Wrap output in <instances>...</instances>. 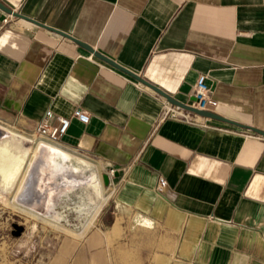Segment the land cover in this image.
I'll use <instances>...</instances> for the list:
<instances>
[{"label": "crops", "instance_id": "obj_1", "mask_svg": "<svg viewBox=\"0 0 264 264\" xmlns=\"http://www.w3.org/2000/svg\"><path fill=\"white\" fill-rule=\"evenodd\" d=\"M0 2L180 102L193 103L206 73L213 112L264 130V0ZM5 15L0 129L32 134L47 110L55 126L81 108L88 121L71 117L57 143L102 176L113 170L91 228L69 239L67 264H264V136L192 112L194 123L159 120L163 98L151 88L54 31L15 16L2 24Z\"/></svg>", "mask_w": 264, "mask_h": 264}, {"label": "rangeland", "instance_id": "obj_2", "mask_svg": "<svg viewBox=\"0 0 264 264\" xmlns=\"http://www.w3.org/2000/svg\"><path fill=\"white\" fill-rule=\"evenodd\" d=\"M23 135L28 138L40 137L35 133ZM26 145H29L27 141ZM62 148L86 158L75 150ZM90 161L95 166L102 184L101 166ZM70 168V162L63 166L64 172L73 177H84L88 173L72 172ZM60 177L44 173L41 185H53V192L48 207L39 202L35 206L37 212L13 200L14 186L6 198L0 196V264H67V252L71 248L69 239L76 238L79 230L82 234L87 232L95 216L84 209H79L81 200L77 194L92 195L90 188L63 190ZM102 191L105 194L106 189L103 185ZM13 223L24 227L18 236L12 234Z\"/></svg>", "mask_w": 264, "mask_h": 264}, {"label": "bare ground", "instance_id": "obj_3", "mask_svg": "<svg viewBox=\"0 0 264 264\" xmlns=\"http://www.w3.org/2000/svg\"><path fill=\"white\" fill-rule=\"evenodd\" d=\"M5 132V130L0 129V137L5 135ZM5 136V142L0 145L1 197L6 198L9 195L14 181L20 175V181L14 190L13 200L35 212H37L35 206L39 202L48 207L53 185L42 186L41 181L44 173H50L61 176L60 183L63 190L89 187L92 195L90 193L88 196H84L82 193L77 194L81 200L79 209H84L93 216L97 214L106 195L102 191L97 170L90 160L66 151L57 142L47 141L40 137L28 138L23 134L13 132H9ZM26 141L29 143L28 146ZM14 148L16 150L15 164L13 163ZM67 162H70L72 172L87 171V175L84 177L67 175L63 170V166Z\"/></svg>", "mask_w": 264, "mask_h": 264}, {"label": "built area", "instance_id": "obj_4", "mask_svg": "<svg viewBox=\"0 0 264 264\" xmlns=\"http://www.w3.org/2000/svg\"><path fill=\"white\" fill-rule=\"evenodd\" d=\"M14 17L11 14L5 15L2 19V24L9 23ZM207 74L199 73L194 82V92L195 101L192 105L198 109L212 111L213 108L217 105V101L212 95V91L207 84ZM163 98V97H162ZM52 116L50 110L45 112V118L38 124L35 134L40 137L45 138L51 142H58L60 137L66 132L70 118L74 117L80 120L81 122L88 121V115L81 108H74L70 116H57L58 124L55 126H50L48 124V118ZM165 118H174L182 120L187 123H194L195 118L190 111L179 108L178 106L172 105L165 98H163L162 109L159 116V120ZM113 170L110 169L107 171L108 176H111ZM167 182L163 176H158L155 184V191L160 193L166 187Z\"/></svg>", "mask_w": 264, "mask_h": 264}, {"label": "water", "instance_id": "obj_5", "mask_svg": "<svg viewBox=\"0 0 264 264\" xmlns=\"http://www.w3.org/2000/svg\"><path fill=\"white\" fill-rule=\"evenodd\" d=\"M0 9L7 13V14H11L12 16L18 17V18H22L25 20H28L36 25L42 26L44 28H47L51 31H54L64 37H67L69 39H71L72 41H74L76 44H78L79 46L83 47L84 49H86L87 51H89L90 53H92L95 57H97L98 59L106 62L107 64L115 67L116 69L124 72L125 74L129 75L130 77L134 78L135 80L141 82L142 84H145L146 86H148L149 88H151L153 91H155L157 94H159L161 97L165 98L169 103H171L172 105L178 106L179 108H182L184 110L190 111L198 116H202V117H206V118H210V119H215V120H219V121H223L241 128H246L249 129L257 134H260L261 136H264V130H261L259 128H255L252 126H248V125H244L238 122H235L233 120H230L228 118H225L213 111H209V110H202V109H198L195 106H193L192 104H187V103H183L180 102L179 100L173 98L172 96H170L169 94H167L166 92H164L163 90H161L160 88H158L157 86L151 84L150 82H148L147 80H145L144 78H142L139 74L129 70L128 68L120 65L119 63L115 62L114 60H112L111 58L101 54L100 52L96 51L94 48H92L90 45L86 44L85 42H82L80 40H78L77 38L71 36L68 33L62 32L60 30H57L51 26H47L44 25L36 20H33L32 18H29L23 14H21L18 11H15L11 8H8L6 6H4L1 2H0ZM191 101H195V97H192L190 99ZM102 180H103V184L104 185H108L109 183V177L108 175L104 174L102 176ZM13 230H12V234L14 236H18L21 234V232L23 231L24 227L22 225L13 223L12 224Z\"/></svg>", "mask_w": 264, "mask_h": 264}]
</instances>
